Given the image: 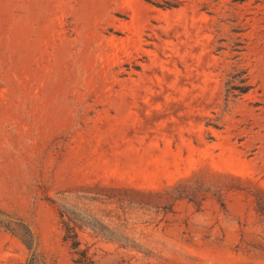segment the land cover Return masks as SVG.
<instances>
[{
	"label": "rangeland",
	"instance_id": "374dc122",
	"mask_svg": "<svg viewBox=\"0 0 264 264\" xmlns=\"http://www.w3.org/2000/svg\"><path fill=\"white\" fill-rule=\"evenodd\" d=\"M61 207L94 264H264V0H0V264L11 217L78 264Z\"/></svg>",
	"mask_w": 264,
	"mask_h": 264
},
{
	"label": "trees",
	"instance_id": "16d2710c",
	"mask_svg": "<svg viewBox=\"0 0 264 264\" xmlns=\"http://www.w3.org/2000/svg\"><path fill=\"white\" fill-rule=\"evenodd\" d=\"M251 89L250 85H246L242 88L241 92L246 93ZM60 217L62 228L64 231V240L67 241L70 247L74 250V253L79 255L75 261L78 264H94V262L88 256L86 250L80 249V241L78 236V221H81L78 217L73 216V212L65 207L60 208ZM10 218L5 223L7 229L15 234H18L28 246L31 255L27 261V264H49V262L44 258V256L37 250L36 241L33 232L29 226L22 221V219ZM79 219V220H78ZM16 220V219H15ZM89 261V262H88Z\"/></svg>",
	"mask_w": 264,
	"mask_h": 264
}]
</instances>
